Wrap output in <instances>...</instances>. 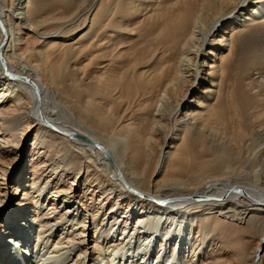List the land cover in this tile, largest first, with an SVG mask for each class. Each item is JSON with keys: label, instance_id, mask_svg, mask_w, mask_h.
Here are the masks:
<instances>
[{"label": "bare ground", "instance_id": "1", "mask_svg": "<svg viewBox=\"0 0 264 264\" xmlns=\"http://www.w3.org/2000/svg\"><path fill=\"white\" fill-rule=\"evenodd\" d=\"M0 87V264H264V0H0Z\"/></svg>", "mask_w": 264, "mask_h": 264}, {"label": "rangeland", "instance_id": "2", "mask_svg": "<svg viewBox=\"0 0 264 264\" xmlns=\"http://www.w3.org/2000/svg\"><path fill=\"white\" fill-rule=\"evenodd\" d=\"M16 37L18 36L17 34L15 35ZM0 89L2 90L3 89V87H0ZM0 90V91H1ZM17 92V90L15 91V93ZM14 93V94H15ZM10 100H13V99H10ZM120 143H118L119 145H123V142L124 141H119ZM121 146H119V147H121ZM248 149V151H250V153H247L248 155H250L249 156V159H251V161L249 160L248 162H247V167L249 168L248 169V171L250 172H248L245 176V178L247 179V180H249V181H251V180H254L255 182H256V184H260V185H263V187H264V167L263 166H261V165H259V163H261L260 161H259V158H258V149H256V150H254L253 151V149H255V145H253V144H250L249 145V148H247ZM246 149V150H247ZM245 150V151H246ZM30 156H29V154H28V152L26 153V155H23V157L19 160V161H17L16 162V167H18L19 165L22 167V166H24L26 169H28V171L30 172V170H31V163H30V158H29ZM253 158V159H252ZM255 158V159H254ZM253 160H254V162L255 161H258V162H256V163H258L257 165H256V163H254L253 162ZM251 165V166H250ZM262 165H264V164H262ZM259 166H261V167H259ZM250 167L252 168L251 170H250ZM9 170V172H8V174H7V179L8 178H11V177H13V174H14V170L15 169H12V168H9L8 169ZM234 173V174H233ZM237 174H238V172H237V169H233L232 170V172H231V176H233V177H236L237 176ZM261 179V180H260ZM254 181H251V182H254ZM8 182H9V180H8ZM263 182V183H262ZM7 189V188H6ZM8 193H7V195H9V198H8V200L6 201L7 202V204H10L9 206H6V205H0V207L1 206H6V208L3 210V211H5L6 209H8L9 207H11L12 205L11 204H13V202L18 198V196H20L21 195V192L20 193H18V195H13V194H15V193H13V188L12 187H8ZM52 190V189H51ZM51 190H50V188H49V191L51 192ZM6 200V199H5ZM47 210V209H46ZM1 220H2V218H0V222H1ZM39 228V227H38ZM39 230V229H38Z\"/></svg>", "mask_w": 264, "mask_h": 264}]
</instances>
